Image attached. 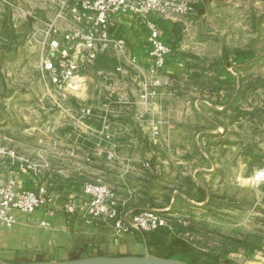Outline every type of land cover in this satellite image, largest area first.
Here are the masks:
<instances>
[{"label": "crops", "instance_id": "1", "mask_svg": "<svg viewBox=\"0 0 264 264\" xmlns=\"http://www.w3.org/2000/svg\"><path fill=\"white\" fill-rule=\"evenodd\" d=\"M15 1L0 0V149L16 155L0 154V184L13 178L19 189L46 185L56 201L34 214L17 212L18 220L12 226L0 223V258L16 262L143 254V232H117L112 220L86 221L82 209L68 213L66 204L72 201L82 208L83 185L89 180L114 184L118 205L127 213L144 209L137 198L141 187L157 193L167 188L166 173L159 162L164 155L142 150L141 143L150 145L155 139L151 135L143 138L141 129L160 120L162 125L172 124L163 121L161 114L172 110L175 97L181 100L182 87L190 85L192 73L183 57L185 45L176 41L174 32L180 20L153 17L161 36L173 48L158 85H151L147 72L154 64L148 31L142 21L124 16L116 21L113 32L125 40L141 67L121 60L113 47L94 65L81 67L79 75L85 85L73 93L55 87L42 72V61L49 51L42 43L45 33L51 22L58 27L59 37L71 28L58 13L67 11L72 0H28L40 13L36 21H17L12 15ZM85 54L82 47L73 50L79 63ZM150 91L155 94L142 98ZM85 107L92 115H82ZM105 125L110 139L102 133ZM28 164L36 168H28ZM145 235L151 252L160 256H167L181 242L161 231ZM230 255H220L217 263L264 264L263 251L244 249Z\"/></svg>", "mask_w": 264, "mask_h": 264}, {"label": "rangeland", "instance_id": "2", "mask_svg": "<svg viewBox=\"0 0 264 264\" xmlns=\"http://www.w3.org/2000/svg\"><path fill=\"white\" fill-rule=\"evenodd\" d=\"M21 1L13 17L23 7L38 18L35 3ZM195 1L202 6L174 26L176 41L185 45L190 85L161 114L172 124L160 120L141 129L143 138L156 140L141 143L142 150L164 155L159 162L167 188L141 187L137 198L140 207L168 215L173 241H181L169 256L218 264L222 254L264 252V183L251 182L264 164V0Z\"/></svg>", "mask_w": 264, "mask_h": 264}, {"label": "built area", "instance_id": "3", "mask_svg": "<svg viewBox=\"0 0 264 264\" xmlns=\"http://www.w3.org/2000/svg\"><path fill=\"white\" fill-rule=\"evenodd\" d=\"M196 11L191 0H72L67 11L61 9L58 18L69 21L71 28L59 37L58 27L51 22L45 33L43 45L48 46V54L42 61V72L58 89H67L73 93L81 91L85 81L79 75L81 67L92 66L100 55L115 48L119 58L140 68L136 56L127 49L124 39L114 35L113 28L120 18L132 16L142 21L148 31L147 39L150 45L149 55L154 64L147 68L151 76V85L160 83V74L172 53V45L161 36L155 16L166 20H182L193 15ZM32 12V11H31ZM29 10L20 9L18 19L37 17ZM82 47L86 50L83 62L75 60L73 50ZM155 94L150 91L142 95L148 99ZM121 100V99H120ZM82 115H92L88 107L82 109ZM108 126H104L102 133L108 139ZM0 154L15 158V153L0 149ZM28 168L35 169V165L28 164ZM252 184L264 183V164L258 168L251 178ZM83 206L79 208L74 202L66 204L68 213L83 210L86 221L112 220L117 232L132 233L139 230L152 234L162 229L174 233L168 215L162 210L149 208L136 213L121 211L118 199L113 189L105 183L86 182L82 190ZM53 198L46 185L37 189H19L13 178L0 184V223L12 226L17 222V212L34 214L39 209L52 204Z\"/></svg>", "mask_w": 264, "mask_h": 264}, {"label": "water", "instance_id": "4", "mask_svg": "<svg viewBox=\"0 0 264 264\" xmlns=\"http://www.w3.org/2000/svg\"><path fill=\"white\" fill-rule=\"evenodd\" d=\"M145 251L143 254L134 255H88L86 257L48 260V261H16L11 262L0 258V264H191L180 258L156 255L151 252L146 235L143 233Z\"/></svg>", "mask_w": 264, "mask_h": 264}, {"label": "trees", "instance_id": "5", "mask_svg": "<svg viewBox=\"0 0 264 264\" xmlns=\"http://www.w3.org/2000/svg\"><path fill=\"white\" fill-rule=\"evenodd\" d=\"M195 6L200 7V6H202V5H195ZM231 63H232V61L229 60V64H231ZM151 204H153V203L151 202ZM119 209H120L121 211L126 212V210H125L124 208H122V207H119ZM145 209H149V208H144V209H142V210H145ZM142 210H139V211H142ZM139 211H138V212H139ZM135 213H136V212H135ZM167 231H168V230H167ZM145 234H147V233H145ZM167 257L178 258L177 256H171V255H170V256L168 255ZM180 259H182V258H180ZM189 263H190V262H189Z\"/></svg>", "mask_w": 264, "mask_h": 264}]
</instances>
